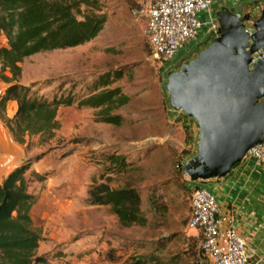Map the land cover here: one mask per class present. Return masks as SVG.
I'll return each mask as SVG.
<instances>
[{
    "label": "rangeland",
    "instance_id": "obj_1",
    "mask_svg": "<svg viewBox=\"0 0 264 264\" xmlns=\"http://www.w3.org/2000/svg\"><path fill=\"white\" fill-rule=\"evenodd\" d=\"M101 1L108 19L98 37L20 63L17 80L38 97L52 99L70 91L86 95L100 76L115 71L124 75L113 87L131 96L116 112L125 117L121 126L100 121L95 109L76 101L59 107L60 127L52 138L37 134L18 141L23 162H30L29 191L36 195L32 214L42 236L38 254L48 264H125L135 257L196 264L202 237L188 228L193 188L184 164L198 151L199 127L171 107L166 86L172 73L214 42L215 33L205 25L202 41L163 66L151 56L145 20L133 15L142 0ZM0 44L7 45L6 37ZM111 153H124L132 162L127 174L114 175L113 184L127 182L140 189L145 226L123 227L108 206L88 202L87 189L107 172L104 155Z\"/></svg>",
    "mask_w": 264,
    "mask_h": 264
},
{
    "label": "trees",
    "instance_id": "obj_2",
    "mask_svg": "<svg viewBox=\"0 0 264 264\" xmlns=\"http://www.w3.org/2000/svg\"><path fill=\"white\" fill-rule=\"evenodd\" d=\"M107 19L101 0H0V40L7 39V45L0 44V70L10 84L4 99L18 102L15 117L8 120L17 141L23 143L26 135L37 134L52 138L60 127L59 107L76 101L78 106L95 109L102 122L114 126L124 123L125 117L116 112L129 104L131 96L121 87H113L123 77L122 71L100 76L86 95L70 91L52 99L33 95L31 86L17 80L24 59L83 45L100 35ZM7 71L11 75H6ZM104 159L109 163L107 172L88 187V202L108 206L123 227L145 226L148 220L141 208L140 189L127 182L113 184L114 175L127 174L132 162L124 153L105 154ZM29 169L30 162H22L0 182V264H48L47 257L38 254L42 236L32 214L36 195L29 191ZM201 181L192 180L190 185L194 189ZM159 263L157 257H135L125 264Z\"/></svg>",
    "mask_w": 264,
    "mask_h": 264
},
{
    "label": "water",
    "instance_id": "obj_3",
    "mask_svg": "<svg viewBox=\"0 0 264 264\" xmlns=\"http://www.w3.org/2000/svg\"><path fill=\"white\" fill-rule=\"evenodd\" d=\"M223 11L214 42L168 78L170 105L194 118L197 153L184 164L191 180L223 177L264 142V11Z\"/></svg>",
    "mask_w": 264,
    "mask_h": 264
},
{
    "label": "built area",
    "instance_id": "obj_4",
    "mask_svg": "<svg viewBox=\"0 0 264 264\" xmlns=\"http://www.w3.org/2000/svg\"><path fill=\"white\" fill-rule=\"evenodd\" d=\"M212 1L142 0L133 15L146 22L152 58L169 67L177 61L182 50L202 41L200 14L211 6ZM212 28L216 34L217 25L213 24ZM259 58H264V49L254 54V60ZM246 156L263 164L264 142L251 147ZM234 223L232 216L221 214L216 195L203 186L193 189L188 228L199 231L202 236L196 264H260Z\"/></svg>",
    "mask_w": 264,
    "mask_h": 264
},
{
    "label": "crops",
    "instance_id": "obj_5",
    "mask_svg": "<svg viewBox=\"0 0 264 264\" xmlns=\"http://www.w3.org/2000/svg\"><path fill=\"white\" fill-rule=\"evenodd\" d=\"M240 5H243L244 13L264 10V0H213L211 6L200 14L202 28L208 25L207 32H212L213 24L218 27L223 11ZM9 85L0 70V182L23 162L25 155L23 145L8 126V120L14 118L18 110L16 100L4 99ZM201 186L216 195L221 214L235 219L234 225L249 251L260 264H264V163L245 156L229 174L203 180Z\"/></svg>",
    "mask_w": 264,
    "mask_h": 264
},
{
    "label": "flooded vegetation",
    "instance_id": "obj_6",
    "mask_svg": "<svg viewBox=\"0 0 264 264\" xmlns=\"http://www.w3.org/2000/svg\"><path fill=\"white\" fill-rule=\"evenodd\" d=\"M216 37H217V33L215 34V37L213 38V40H215Z\"/></svg>",
    "mask_w": 264,
    "mask_h": 264
}]
</instances>
